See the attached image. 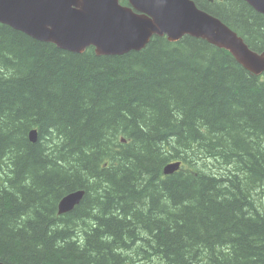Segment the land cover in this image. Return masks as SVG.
<instances>
[{
	"label": "trees",
	"instance_id": "1",
	"mask_svg": "<svg viewBox=\"0 0 264 264\" xmlns=\"http://www.w3.org/2000/svg\"><path fill=\"white\" fill-rule=\"evenodd\" d=\"M193 1L264 51L246 1ZM0 261L264 264V73L191 36L98 56L0 23Z\"/></svg>",
	"mask_w": 264,
	"mask_h": 264
},
{
	"label": "water",
	"instance_id": "2",
	"mask_svg": "<svg viewBox=\"0 0 264 264\" xmlns=\"http://www.w3.org/2000/svg\"><path fill=\"white\" fill-rule=\"evenodd\" d=\"M244 1L264 16V0ZM0 23L73 53L93 47L98 56L141 51L154 37L177 43L191 36L228 51L252 74L264 73V51L252 50L237 32L192 0H128L126 6L120 0H0ZM30 140L38 141L36 130ZM180 168V161L170 163L164 174ZM84 196V190L66 195L58 213L73 211Z\"/></svg>",
	"mask_w": 264,
	"mask_h": 264
}]
</instances>
